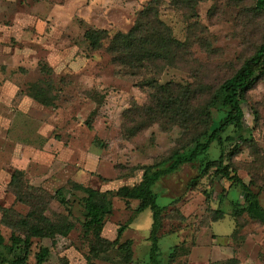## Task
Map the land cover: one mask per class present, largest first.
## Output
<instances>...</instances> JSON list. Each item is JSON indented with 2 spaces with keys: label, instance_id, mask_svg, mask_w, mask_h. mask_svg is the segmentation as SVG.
Here are the masks:
<instances>
[{
  "label": "rangeland",
  "instance_id": "1",
  "mask_svg": "<svg viewBox=\"0 0 264 264\" xmlns=\"http://www.w3.org/2000/svg\"><path fill=\"white\" fill-rule=\"evenodd\" d=\"M148 1L0 0V206L26 214L27 206L8 187L12 173L20 170L23 180L51 195L62 189L75 224L54 245L32 239L30 263L40 246H48L45 264H85L93 236L80 226L84 192L74 184L114 194L120 186L141 180L138 166L167 156L187 138V129H164L158 123H145L134 135L127 134L125 111L148 104L147 81L191 85L199 106L205 90L229 76L261 42L264 17L252 11L253 0H202L193 6L185 0H162L160 18L187 44V55L176 67L157 66L155 74L146 70L134 77L111 62L106 47L116 32L131 28ZM87 29L108 31L100 49L85 40ZM30 92L46 96L51 105L35 101ZM242 108L250 141L228 162L264 207V76L248 91ZM217 114L214 110L213 116ZM210 153L218 156L216 143ZM195 175L186 166L161 183L165 193L157 202L166 207L158 264H211L230 258L237 264H264V223L246 215L236 220L232 214L231 202H243L240 187L212 171L189 187ZM110 198L112 211L101 235L112 241L117 227L128 225L119 243L94 264L148 263L151 211L135 215L136 200ZM49 204L47 215L66 213L56 200ZM214 210L223 212V218L213 220ZM0 232L8 243L10 230L0 225ZM127 240L130 260L128 252L118 249Z\"/></svg>",
  "mask_w": 264,
  "mask_h": 264
},
{
  "label": "trees",
  "instance_id": "2",
  "mask_svg": "<svg viewBox=\"0 0 264 264\" xmlns=\"http://www.w3.org/2000/svg\"><path fill=\"white\" fill-rule=\"evenodd\" d=\"M202 0H185L196 5ZM162 0H149L137 13L133 25L127 32H116L110 39L106 51L111 55V62L124 69L126 73L136 77L142 71L151 70L155 74L158 66L176 67L187 55V44L177 39L172 29L160 18L159 8ZM252 11L264 17V0H253ZM106 29H87L84 38L93 49L102 47V40L107 38ZM200 41V38H196ZM264 76V18L263 33L260 44L252 54L242 60L240 65L218 84L206 91L204 102L195 105L196 88L174 82L157 84L154 79L146 82L151 88L149 102L142 106L133 105L125 111L124 127L127 134L134 135L143 129V125L158 123L164 129L180 127L187 129V138L173 148L169 154L151 164L138 166L142 171L141 180L133 185H122L114 192L100 191L76 183L74 187L84 192L80 199V226L85 235H92L89 254L85 264H94L93 260L116 246L128 224L119 225L114 240L101 236L106 217L112 211L111 195L125 201L136 200L134 214L138 215L146 209L151 211L149 262L158 264L159 238L163 235V217L165 205L157 199L164 195L161 183L165 178L176 175L183 167L190 166L196 175L189 180V187L195 185L204 176L212 175L225 178L240 187L244 193L243 202H231L232 214L238 220L246 215L252 220L264 223V207L260 204L258 193L245 184L230 166L228 160L239 152L241 146L250 141V131L246 130L242 104L246 102L247 93ZM37 86L31 85V89ZM30 89V90H31ZM37 87L35 89L38 90ZM30 97L44 106L51 105V100L36 92ZM221 115L213 116V111ZM137 118H144L138 121ZM130 121V125L126 126ZM247 132V133H246ZM249 132V133H248ZM216 143L219 153L211 157L210 148ZM227 161V163H225ZM137 169V168H136ZM134 170V169H133ZM19 203L27 206L25 215L11 207L0 206V225L10 230L8 243L0 232V264H44L48 261L51 248L40 246L34 254V263L28 262L32 239H47L52 245L58 237H67L75 224L70 219L72 211L68 197L62 189L53 195L43 188L28 184L23 180V172L15 170L9 182ZM56 200L64 207L66 213L53 217L47 215L49 203ZM176 197L171 199L175 203ZM213 220L223 218V212H211ZM238 226V224H237ZM53 248V247H52ZM121 252H128L131 258V240L119 244ZM172 255L173 253L170 252ZM170 255V256H171ZM235 258L211 264H237ZM68 264V263H67Z\"/></svg>",
  "mask_w": 264,
  "mask_h": 264
},
{
  "label": "crops",
  "instance_id": "3",
  "mask_svg": "<svg viewBox=\"0 0 264 264\" xmlns=\"http://www.w3.org/2000/svg\"><path fill=\"white\" fill-rule=\"evenodd\" d=\"M104 191H106V190H104ZM118 228V227H117ZM105 229V231H106V224L104 223V226H103V229L102 230H104ZM117 231V230H116ZM102 232V231H101ZM102 236V235H101ZM102 237H104V236H102ZM116 237V236H115ZM106 238V237H105ZM109 238V237H108ZM108 238H106V239H108ZM46 263V262H45ZM44 263V264H45Z\"/></svg>",
  "mask_w": 264,
  "mask_h": 264
}]
</instances>
